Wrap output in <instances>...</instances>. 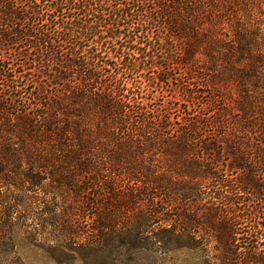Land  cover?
<instances>
[{
	"label": "trees",
	"instance_id": "obj_1",
	"mask_svg": "<svg viewBox=\"0 0 264 264\" xmlns=\"http://www.w3.org/2000/svg\"><path fill=\"white\" fill-rule=\"evenodd\" d=\"M103 245L264 264V0H0V264Z\"/></svg>",
	"mask_w": 264,
	"mask_h": 264
},
{
	"label": "rangeland",
	"instance_id": "obj_2",
	"mask_svg": "<svg viewBox=\"0 0 264 264\" xmlns=\"http://www.w3.org/2000/svg\"><path fill=\"white\" fill-rule=\"evenodd\" d=\"M177 72L178 70L170 72L169 82L161 91V95L164 96L163 100H170L179 110L183 111L179 99L183 95V87L186 88L183 83L186 79L181 78ZM175 112L177 113V111ZM40 245L42 246V243ZM46 246L41 249L24 247L18 252L25 264H193L196 258H198V262L201 258L200 250L193 249L169 250L166 253L157 251L155 256L146 257L140 252L139 254L134 251L127 252L121 247L120 251L110 252L111 249L108 245H103L100 251H94L95 248H80L74 253H59L58 256L51 258L49 251H46Z\"/></svg>",
	"mask_w": 264,
	"mask_h": 264
}]
</instances>
